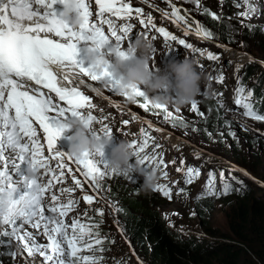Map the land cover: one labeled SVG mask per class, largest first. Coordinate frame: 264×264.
Segmentation results:
<instances>
[{"label":"snow or ice","instance_id":"snow-or-ice-1","mask_svg":"<svg viewBox=\"0 0 264 264\" xmlns=\"http://www.w3.org/2000/svg\"><path fill=\"white\" fill-rule=\"evenodd\" d=\"M194 2L198 3V0H194ZM57 3H64V0H0V165H2L0 167V221L11 228V231H4L0 234L11 236L20 241L21 246L29 256L38 253L51 264H76V261H83V264H99L98 258L78 256V253L85 249L91 250L94 245L103 243L99 238L93 242L91 229L98 227V225H85L79 221H74L71 225V235H69L68 225L62 221L57 222L52 216L45 215L43 200L45 193L52 186L51 181L47 185H42L34 180L29 181L28 176L22 177L21 180L13 179L12 171L19 172L21 163H17L15 159L10 160L5 156V153L7 151L15 153L21 162L29 163V169L37 171L38 168L43 167L47 171H52V178L60 183L64 182L62 178L66 175L65 168L67 167V173L72 174L75 184L82 187V181L75 177L73 169L64 162L63 158L66 153L56 150L57 140L61 138L57 125L62 119H67L69 116L83 118L84 113L80 110L91 104V98L76 87L58 86L57 75L53 66L60 65L61 71L70 70L65 71L64 74V80L69 83H71V74L75 73L89 78L90 81L99 82L110 91L119 93V80L110 71H105L104 76L101 77L91 69V66L85 67L83 62H77L78 44L81 41L91 39L100 45L107 44L109 47L115 45L122 48L123 41L133 26L128 24L118 29L111 18L104 19L105 13L110 14V17L128 19L133 12L142 16L143 10L140 8L133 9L126 0H95V4L98 6L97 15L100 17L97 23L91 20L93 13L89 0H80V15L84 18L85 23L79 31H73L71 26L63 24L57 17L54 10V5ZM243 4L249 6V11L241 15L250 18L255 9L250 5V0H243ZM179 11V9L174 8L171 13L175 18L174 22L184 21L187 23L185 17L179 15ZM165 15L168 14L165 13ZM10 17H14V19ZM213 18L217 17L213 14ZM25 21H34V23L26 24ZM140 23L145 27L154 28L165 38V41H177L186 49L193 48L190 43L178 39L165 28H157L151 16L147 19L141 18ZM104 25H107V32ZM41 33H45V35L42 37ZM48 33L59 39L49 38ZM197 34L204 38L213 35L203 27L197 28ZM193 51H199L200 55H205L203 50L193 49ZM206 56L209 60L219 59L217 55L211 52H208ZM223 79L224 77L221 76V83ZM28 81L48 89L50 93H54L65 106L53 103L52 97L46 96L40 88H33L31 92L27 90ZM5 91H7L6 97ZM251 95L252 93L249 91L248 96H244V87L241 85L237 89L235 103L244 108V116L264 122V114H259L253 109L250 102ZM123 96L132 100L129 96ZM133 96L142 98L143 102L139 103L138 106L145 111H148L151 106L164 111L166 120L172 118V113L165 106L152 104L143 90L133 89ZM191 107L193 111L203 115L199 112L196 102ZM12 110H14V114L9 115ZM50 113H55V115H50ZM87 119L93 122L96 117L88 113ZM122 123L127 125L130 122L122 121ZM148 123L151 127V123ZM37 126L42 130L47 151L53 154L51 157H44V144L39 139ZM103 131L106 136L112 135L109 128ZM141 131L144 139L140 143L137 155H140L149 146L150 137L143 129ZM25 138H27V142H22ZM133 147H136L135 143H133ZM28 152L31 153L30 157L25 155ZM67 156L68 160L76 164V169L99 192L101 190L99 181L107 176L105 171L108 169L107 164L101 167L100 162L94 159L73 161L70 155L67 154ZM49 159L57 161L58 172L52 170ZM143 160L156 162L154 158L148 155H145ZM159 166L157 164V167ZM164 175L166 177L167 173L165 172ZM185 175L187 177L186 183L190 184L195 178H198L200 170L188 168ZM221 175L223 176V172ZM209 177L205 186L206 191L198 197V200L208 195H227L232 191L243 190V182H239L242 186L240 189H233L230 184L225 183L222 192L216 193L212 187L214 174L209 173ZM22 187L26 190L21 191ZM156 190L162 191L166 197L171 198V190L166 186L158 185ZM62 191L69 190L64 189ZM83 199L88 204L94 202V197L91 195H85ZM51 200L56 201L57 196L53 194ZM73 203V201H69L68 204L59 207L53 204L48 207L47 211L50 213L59 212L60 216H67ZM99 214L103 215V212L101 211ZM37 217L39 219H36ZM40 221H45L44 234L49 240L47 245L35 243V236L32 233L23 232L21 234L24 224L39 228ZM50 224H55V227L49 228ZM85 237L90 242L82 245ZM65 256L69 257L68 261L63 259ZM72 258H76V261Z\"/></svg>","mask_w":264,"mask_h":264},{"label":"rangeland","instance_id":"rangeland-1","mask_svg":"<svg viewBox=\"0 0 264 264\" xmlns=\"http://www.w3.org/2000/svg\"><path fill=\"white\" fill-rule=\"evenodd\" d=\"M149 2L168 14L165 18L168 24H173L175 20L171 15L174 8L180 10L179 15L184 13L185 19L194 21V26L198 24L196 28H193L187 26L184 21L175 22L176 26H180L182 35L188 33V36L196 42H201L193 35L198 27L210 31L213 35L204 40L213 41L215 45L208 42H202L201 45L204 53L211 52L219 59L213 60L215 66L213 63H206L205 70L213 66L217 72L219 70L225 74L228 82L237 74H241L244 78H254L252 80L254 95L257 101L264 105L261 101L264 100V82L257 81L264 73V0H250V5L255 9L250 18L241 15L249 11V6L244 5L243 0H198V3L194 0H149ZM213 14L217 18H213ZM169 63L172 62L162 60L164 66ZM148 98L151 100V95ZM142 102V98L139 97L130 101L129 113L136 120L140 118L150 122L157 129L158 136L166 142L168 155L175 152L182 154L192 165L203 169L205 177L203 183L209 181L207 179L209 173L222 169L227 172V176H233L234 181L239 179L243 182L244 187L242 191H234L219 197L213 196L209 200L215 201V205H212L210 209L202 207L205 204L198 203L194 199L199 186L192 189L181 202L167 204L157 198L148 197L141 190L135 176L132 181H129L106 169L107 176L99 181L101 185L99 192L90 184V189L97 196L95 210L98 214L102 211L103 215L99 214L100 218L92 219L94 215L88 218L98 225L95 230L106 234L107 240L111 241V245L100 252L106 264H117V262L148 264L147 259L121 234L117 217L118 190L125 191L130 198L143 201L146 207L158 211L162 221L172 232L204 238H217L215 233H229L230 206L234 207L246 194L264 200V145L245 127V124H249L264 129V122L248 118L236 109H221L202 97H197L196 104L203 115L193 111L192 105L177 109L170 104L166 106L172 113V118L168 120L165 119L166 113L161 109L150 106L149 110L145 111L139 107V103ZM213 115V124L206 125L205 120L213 118ZM216 120L220 122L219 125H216ZM94 160L99 161L101 167L109 162L99 158ZM208 161L215 166L208 167L204 163ZM197 181L194 179L193 182L197 183ZM217 183L215 182L216 185ZM239 185L241 186L240 183ZM233 189L240 188L233 184ZM231 197H235L234 201H231ZM201 215L205 219H202ZM40 223L42 228L38 232L31 225H23L21 234L32 233L35 236V243L47 245L49 240L44 234L45 221ZM54 227L55 224L49 225V228ZM4 231H11V228L0 221V233ZM65 261L68 260L65 259ZM78 263L76 261V264ZM0 264H51V262L45 261L38 253L29 256L20 241L0 234Z\"/></svg>","mask_w":264,"mask_h":264},{"label":"clouds","instance_id":"clouds-1","mask_svg":"<svg viewBox=\"0 0 264 264\" xmlns=\"http://www.w3.org/2000/svg\"><path fill=\"white\" fill-rule=\"evenodd\" d=\"M63 4L64 11L59 17L60 21L65 25L71 26L73 31H79L85 23L84 18L80 15V0H64ZM84 42L87 44L88 60L91 63V69L101 77L104 76L105 71L111 69V73L119 80V93L121 95L135 99L133 89L142 88L146 96L151 95V102L153 104L165 107L171 104L180 109L192 105L201 94V84L205 77L198 70L197 63L185 56L182 62H172L167 67L160 68L154 59L156 50L153 40L146 34H139L134 42L122 48L115 45L112 47H109L107 44L100 45L91 39L81 41L80 43ZM56 69L57 71H61V66L57 65ZM57 128L60 137L66 133H71L68 137L70 150L67 154L75 160L103 157L106 149L113 144V135L106 136L104 133L101 134L93 125V122L87 119V114H84L83 118L69 116L67 119H62ZM134 158L135 163H133ZM145 164L143 158L137 155V150L133 147L132 142L122 137L118 145L112 148L111 159L107 163V166L108 170L129 181H132L134 175L142 176L143 184L141 185V190L148 197H153L150 193L157 189L160 175L158 170L151 166V171L146 172L144 168ZM190 168L199 169V176L204 177L203 169H200V167L192 165ZM39 179L38 172L29 169L28 180L38 182ZM198 184L196 187H200V184ZM219 196L223 195H217V197ZM212 197L198 200V197L194 194V199L198 203H201V200H209ZM183 199L165 203L174 204L181 202ZM96 211L94 208L80 217L88 219ZM92 219H94V216ZM98 233L106 237L103 244L99 246V251L102 252L105 249L103 248L104 244L110 240H107L106 234H102L100 231ZM183 234L181 233V235ZM110 245L111 241L108 246Z\"/></svg>","mask_w":264,"mask_h":264},{"label":"trees","instance_id":"trees-1","mask_svg":"<svg viewBox=\"0 0 264 264\" xmlns=\"http://www.w3.org/2000/svg\"><path fill=\"white\" fill-rule=\"evenodd\" d=\"M257 81L264 82V73ZM261 142L264 145V140ZM239 182L234 181V186L241 188ZM116 199L121 233L148 264H264V200L246 194L234 207L230 206L229 233H215L217 238L211 241L172 232L158 211L130 198L125 191L118 190ZM234 199L231 197V201ZM200 202L207 209L215 205L209 200ZM94 217L100 218L98 211ZM201 218L205 219L203 215ZM109 244L106 242L103 248Z\"/></svg>","mask_w":264,"mask_h":264},{"label":"bare ground","instance_id":"bare-ground-1","mask_svg":"<svg viewBox=\"0 0 264 264\" xmlns=\"http://www.w3.org/2000/svg\"><path fill=\"white\" fill-rule=\"evenodd\" d=\"M182 16H184L185 14L184 13H182L181 14ZM186 21H187V26H189V27H197L198 26V24L196 25V26H194V21H192V20H190V19H185ZM196 23V22H195ZM176 26V23L175 22H173V24H171V29H173L174 27ZM193 31V30H192ZM190 33V32H189ZM191 33H193V32H191ZM195 34H193L195 37H198V39H200V41L201 40H204L205 38L204 37H201V35H198L197 34V32H194ZM182 39L183 40H185V42H187V43H191L192 44V46H194V47H199V49H204V48H202V45H201V43H202V41L201 42H196L195 41V39H192V38H190L189 36H188V33L186 34V35H183L182 36ZM208 43H210L211 45H213V43L212 42H208ZM180 59H178V57H174L172 60H171V62H175V60H177V62H178V60H179V62H182L184 59H185V56L186 57H188L187 55H188V53H189V51L183 46V45H181L180 46ZM166 51L167 50H163L162 51V54H163V57H162V60H164V61H169L168 60V57H167V55H166ZM197 53L199 54L200 52L199 51H197ZM170 62V61H169ZM207 68V67H206ZM205 68V69H206ZM203 70L204 71V73L206 74V76H207V78L213 83V82H216L218 79H219V73L213 68V67H209L207 70ZM203 85H204V83H203ZM156 153H158V152H156ZM187 157H189V156H187ZM219 158V157H218ZM154 159L155 160H159V159H161V157H160V155L159 156H155L154 155ZM208 167H214L215 165L214 164H212L211 162H204ZM148 167H147V170H146V172L147 171H150V164H146ZM187 169L188 168H184L183 170H182V172L184 173V175H185V173H186V171H187ZM186 179H187V177H185ZM202 178V176H198V179H201ZM236 182H238L239 181V179H236L235 180ZM234 185H236V183H234ZM180 190V189H179ZM179 190H178V192H179ZM185 194V193H184ZM78 256H89V257H91L89 254H88V252L86 251V249L84 250V251H82V252H80V253H78ZM80 263L79 264H83V261H79ZM104 264H106V263H104Z\"/></svg>","mask_w":264,"mask_h":264},{"label":"water","instance_id":"water-1","mask_svg":"<svg viewBox=\"0 0 264 264\" xmlns=\"http://www.w3.org/2000/svg\"><path fill=\"white\" fill-rule=\"evenodd\" d=\"M245 127L247 131L252 132V134L255 135L256 138L264 140V129L257 127V126L254 127L249 124H245ZM209 240L213 241L214 239L209 238Z\"/></svg>","mask_w":264,"mask_h":264}]
</instances>
